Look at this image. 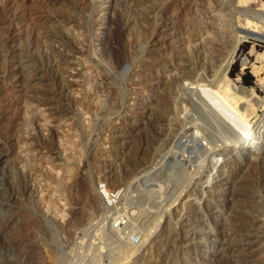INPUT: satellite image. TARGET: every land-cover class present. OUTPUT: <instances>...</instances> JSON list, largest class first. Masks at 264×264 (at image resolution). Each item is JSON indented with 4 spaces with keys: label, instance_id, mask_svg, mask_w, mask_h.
<instances>
[{
    "label": "rangeland",
    "instance_id": "rangeland-1",
    "mask_svg": "<svg viewBox=\"0 0 264 264\" xmlns=\"http://www.w3.org/2000/svg\"><path fill=\"white\" fill-rule=\"evenodd\" d=\"M237 2L0 0V264H264V39L230 71L253 145L191 90L264 33Z\"/></svg>",
    "mask_w": 264,
    "mask_h": 264
},
{
    "label": "bare ground",
    "instance_id": "bare-ground-1",
    "mask_svg": "<svg viewBox=\"0 0 264 264\" xmlns=\"http://www.w3.org/2000/svg\"><path fill=\"white\" fill-rule=\"evenodd\" d=\"M238 1L239 2L237 3L241 7L250 2V0H238ZM250 17L252 18L255 17L262 21L264 20V14L261 12L259 14H256L255 16L251 15ZM234 30H235L234 34H236L235 35L236 38L234 39L236 41L231 43L234 47V50L231 48V51L232 50L234 51V57L229 61L228 65L226 63L227 67L224 71L223 77L218 79V81H216L215 84L214 82L213 84H209V85H201V84L196 85L191 83L193 86L196 85L194 86L195 88H192L191 90L195 91V96L197 97V100H199V103L201 102L202 104L201 106L203 107V109L211 116V119L215 123L214 125L217 126L216 127L218 131L217 134H219L220 137H222L221 140L223 139L229 141V139L233 140L235 138L238 141L243 142L242 145L246 147V145H250V146L253 145L256 140L252 126V117L256 115V104L254 103V100H252L251 98L254 94L256 95V90H254L253 94L250 95L248 92H245L244 90H240V89L238 90L234 88L235 86L233 87L232 81L230 80V71L232 65L234 64L235 60L238 57L239 49L242 47V45L246 41L248 42V39H252L253 37L264 39V33L258 24L248 19H246L243 23H241L240 26H238ZM202 32L203 33H199L200 35L199 37L200 39H202V42L206 44H209L210 42L212 43L213 39L211 35L213 36L214 39H216L215 34L213 35L212 31H209L208 35L206 31H202ZM200 39H198V41ZM154 44L156 45V41H154ZM258 59L261 60L262 67L258 68L255 71V73L256 75L260 76L261 72H264V55H259ZM186 138L188 139L185 142L184 141H180V142H183V146L185 147L184 149L188 153V158L192 157L191 154L196 155V153H200L202 155V152L196 146L197 144L196 135L191 134L189 137L186 136ZM103 194L107 195V199L105 198L106 200H110V199L112 200V198H110L111 195L108 192L102 190V195ZM104 195L103 197H105ZM241 224L243 225V223ZM224 259H232V257L229 254L226 255Z\"/></svg>",
    "mask_w": 264,
    "mask_h": 264
},
{
    "label": "built area",
    "instance_id": "built-area-1",
    "mask_svg": "<svg viewBox=\"0 0 264 264\" xmlns=\"http://www.w3.org/2000/svg\"><path fill=\"white\" fill-rule=\"evenodd\" d=\"M104 195V194H103ZM105 196V198L107 199V195H104Z\"/></svg>",
    "mask_w": 264,
    "mask_h": 264
}]
</instances>
